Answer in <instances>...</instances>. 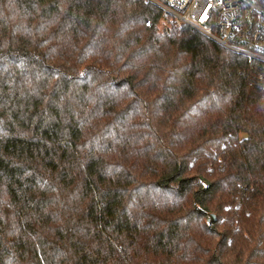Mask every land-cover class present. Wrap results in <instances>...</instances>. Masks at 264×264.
<instances>
[{
    "label": "trees",
    "instance_id": "trees-1",
    "mask_svg": "<svg viewBox=\"0 0 264 264\" xmlns=\"http://www.w3.org/2000/svg\"><path fill=\"white\" fill-rule=\"evenodd\" d=\"M259 70L148 0H0V264H264Z\"/></svg>",
    "mask_w": 264,
    "mask_h": 264
},
{
    "label": "built area",
    "instance_id": "built-area-1",
    "mask_svg": "<svg viewBox=\"0 0 264 264\" xmlns=\"http://www.w3.org/2000/svg\"><path fill=\"white\" fill-rule=\"evenodd\" d=\"M148 1L180 23L257 64V77L264 79V0Z\"/></svg>",
    "mask_w": 264,
    "mask_h": 264
},
{
    "label": "water",
    "instance_id": "water-1",
    "mask_svg": "<svg viewBox=\"0 0 264 264\" xmlns=\"http://www.w3.org/2000/svg\"><path fill=\"white\" fill-rule=\"evenodd\" d=\"M209 219H210V221H213V220H215V219H216V216H215V214H213V213H210V215H209Z\"/></svg>",
    "mask_w": 264,
    "mask_h": 264
}]
</instances>
